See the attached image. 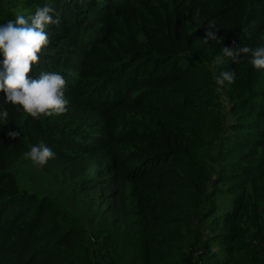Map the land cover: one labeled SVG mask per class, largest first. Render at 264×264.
<instances>
[{"label":"trees","instance_id":"trees-1","mask_svg":"<svg viewBox=\"0 0 264 264\" xmlns=\"http://www.w3.org/2000/svg\"><path fill=\"white\" fill-rule=\"evenodd\" d=\"M44 3L57 23L26 78L60 72L69 103L32 118L0 89V264H116L85 249L82 219L19 186L11 165L41 141L56 155L38 167L75 183L87 221L140 244L131 264H166L182 241L200 255L175 264H264V69L222 51L264 46V0H0V24ZM223 70L235 80L217 86Z\"/></svg>","mask_w":264,"mask_h":264},{"label":"clouds","instance_id":"clouds-1","mask_svg":"<svg viewBox=\"0 0 264 264\" xmlns=\"http://www.w3.org/2000/svg\"><path fill=\"white\" fill-rule=\"evenodd\" d=\"M54 9L50 3L37 6L34 13L25 17L16 15L14 20L0 24V89L4 92L3 104H12L21 108L32 118L41 115L49 116L65 112L69 101L64 95L65 79L60 72L41 71L36 78L27 77L30 62L38 61V53L48 43V33L44 31L49 24H56ZM216 25L214 20H209L205 28L204 42L215 40ZM223 57L231 58L238 62L250 54L249 63L253 68L264 69V46L250 48L224 46ZM223 57H215L216 64L223 63ZM234 70H223L215 76V84L223 86L225 82H234ZM7 108L0 106V125L7 119ZM15 137L17 132L8 133ZM25 159L33 164L43 166L48 159L55 157V152L43 141L31 145L22 153Z\"/></svg>","mask_w":264,"mask_h":264},{"label":"rangeland","instance_id":"rangeland-1","mask_svg":"<svg viewBox=\"0 0 264 264\" xmlns=\"http://www.w3.org/2000/svg\"><path fill=\"white\" fill-rule=\"evenodd\" d=\"M224 112L222 107H215L209 110L207 122L204 125V135L207 138L212 137L213 129L220 124L218 115H223ZM199 167L200 164L196 165V168ZM11 168L21 188H34L42 195H51L58 200L57 202L68 214L69 219L78 217L83 220V224L88 227L87 235L89 237L85 249L103 252L116 264H125L126 262L131 264L136 261L140 253V244L135 239H129L128 235L119 236V239H117L116 231H112L105 226L100 227L99 224L94 222L90 224L87 221V212H85L84 206L78 198L75 183L46 174L40 170L38 165L33 164L24 157L19 158L16 163H12ZM114 238L116 239L114 240ZM257 243V239L251 240L253 249L258 247L256 246ZM181 255L187 256L182 257ZM199 255L200 252L198 250H192L186 241H182L166 264L197 261ZM257 262L255 261V263Z\"/></svg>","mask_w":264,"mask_h":264}]
</instances>
